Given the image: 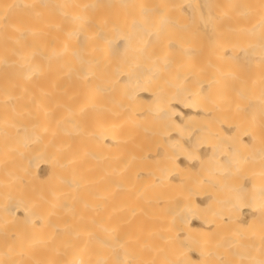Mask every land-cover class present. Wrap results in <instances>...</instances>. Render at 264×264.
<instances>
[{
	"label": "bare ground",
	"instance_id": "bare-ground-1",
	"mask_svg": "<svg viewBox=\"0 0 264 264\" xmlns=\"http://www.w3.org/2000/svg\"><path fill=\"white\" fill-rule=\"evenodd\" d=\"M0 264H264V0H0Z\"/></svg>",
	"mask_w": 264,
	"mask_h": 264
}]
</instances>
